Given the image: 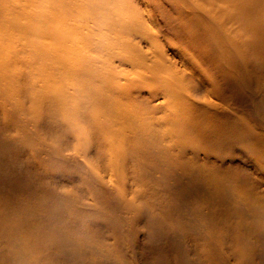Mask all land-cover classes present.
Masks as SVG:
<instances>
[{"label": "bare ground", "instance_id": "1", "mask_svg": "<svg viewBox=\"0 0 264 264\" xmlns=\"http://www.w3.org/2000/svg\"><path fill=\"white\" fill-rule=\"evenodd\" d=\"M167 13L195 27L187 39H198L189 44L199 53L153 30L158 20L173 23ZM32 42H47L46 53ZM259 46L264 0H0V106L15 119L36 102L61 115L65 139L53 154L78 186L110 185L126 198L145 169L204 186L208 200L194 212L209 220L201 264L214 258L215 219L213 232L235 233L236 264H264V149L250 153L256 179L236 176L232 193L215 180L225 157L255 144L239 107L252 106L264 123V56L249 51ZM129 201L137 205L135 195Z\"/></svg>", "mask_w": 264, "mask_h": 264}, {"label": "rangeland", "instance_id": "2", "mask_svg": "<svg viewBox=\"0 0 264 264\" xmlns=\"http://www.w3.org/2000/svg\"><path fill=\"white\" fill-rule=\"evenodd\" d=\"M28 11L15 12L16 20L24 21ZM185 17L167 13L166 21L173 23L158 20L153 30L165 36L164 42H178L197 54L189 42L198 39H187L195 27L180 23ZM32 43L46 53L47 42ZM249 51L264 56L261 46ZM142 89L141 94L147 96L148 87ZM239 109L245 130L254 128L255 144L223 161L220 178L215 180L225 182L231 193L236 176L254 173L252 149H264V123L252 114V106ZM52 112L36 102L29 114L19 112L30 123L27 126L21 118L6 115L0 106V264H201L198 245L203 243V223L209 220L194 212L197 201L208 200V189L173 185L168 174L147 169L139 172V181L129 180L126 198L122 189L110 185L78 186L77 181L67 179L64 160L53 154L61 148L66 125L61 115L53 117ZM94 180L88 174V181ZM132 195L137 205L129 201ZM215 224L216 219L211 220V243L207 245V250H214L211 264H223L224 257L228 264H236L237 254L229 248L235 233L225 232L224 238L221 232L212 231Z\"/></svg>", "mask_w": 264, "mask_h": 264}]
</instances>
